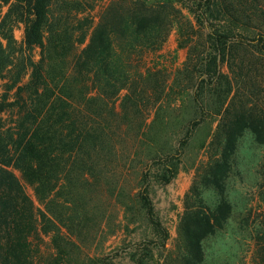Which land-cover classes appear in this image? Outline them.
<instances>
[{
    "label": "trees",
    "instance_id": "16d2710c",
    "mask_svg": "<svg viewBox=\"0 0 264 264\" xmlns=\"http://www.w3.org/2000/svg\"><path fill=\"white\" fill-rule=\"evenodd\" d=\"M214 20L222 25L209 33L212 49L198 61L189 50L174 78L194 92L199 117L173 153L151 158L158 179L171 182L193 131L217 118L164 264H206L210 239L227 234L237 262L218 264H264V162L260 179L251 180L254 198L239 207L231 196L235 179L242 182V139L249 134L264 146V0H0V264H41L48 199L138 146L171 80L151 56L176 26L181 35L199 33ZM228 23L253 35L235 34ZM9 110L17 119L6 129L2 114ZM140 182L134 200L157 236L155 247L165 251L170 233L156 215L149 172Z\"/></svg>",
    "mask_w": 264,
    "mask_h": 264
},
{
    "label": "rangeland",
    "instance_id": "374dc122",
    "mask_svg": "<svg viewBox=\"0 0 264 264\" xmlns=\"http://www.w3.org/2000/svg\"><path fill=\"white\" fill-rule=\"evenodd\" d=\"M185 13L190 15L188 11ZM211 23L210 29L208 26L199 33L187 29L182 35L176 26L163 49L151 56L153 63L171 73V80L163 101L148 119L138 146L132 151L127 148V152L118 157L117 164L97 177L89 175L87 182L71 189L60 187L48 199L44 207V225L49 233L41 242V264H137L138 259L147 264H164L168 251L176 249L184 198L197 166L206 160V148L216 129L217 118L209 116L193 131L179 160L177 175L171 182L163 183L158 179L161 170L151 158L173 153L186 135L190 122L199 117L201 107L194 100V92L182 89L174 78L177 71L183 70L189 50H192L193 60L198 61L212 49L209 33H215L222 22L214 20ZM228 25L235 34L253 35L251 30L232 23ZM14 35L21 43L23 25L16 26ZM34 55L39 58L38 51ZM28 79L27 75L23 83ZM3 92L4 84L0 81V100ZM203 96L205 109L212 110V97L208 93ZM15 119L16 110L2 114L6 129L13 126ZM238 156L242 182L235 179L231 196L241 207L248 198H254L251 180L260 179L256 171L264 162V146L256 144L247 134L241 141ZM145 172L150 174L149 191L156 215L170 233L165 251L155 247L153 242L157 236L144 218L140 204L134 200ZM28 192L33 194L29 188ZM229 237L227 234L210 239V257L206 264H218L224 259L237 262L231 255H235L238 248Z\"/></svg>",
    "mask_w": 264,
    "mask_h": 264
}]
</instances>
